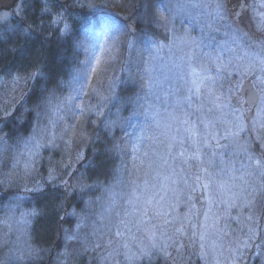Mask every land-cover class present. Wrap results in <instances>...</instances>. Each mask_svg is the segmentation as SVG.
<instances>
[{
	"label": "rangeland",
	"instance_id": "374dc122",
	"mask_svg": "<svg viewBox=\"0 0 264 264\" xmlns=\"http://www.w3.org/2000/svg\"><path fill=\"white\" fill-rule=\"evenodd\" d=\"M64 1L55 0L52 3V0H0V56L3 60L7 59L0 62V138L6 141V144L0 143V189L16 191L15 196L0 203V264H40L45 258V251H48L46 256L50 257V264H78L86 257L93 264H153L154 260L167 255L171 247L166 250L161 247L152 249L147 236L142 231H137L134 226L138 215L127 214L132 212L128 200L134 199L133 189L139 194L140 188L137 185L143 187L145 179L150 180L154 175L148 167L149 161L144 156L143 149L135 153L136 159H133L131 146L139 143L142 134L148 135L152 132L159 135L160 129L154 126L148 129L145 127L146 123L152 124V117L158 109L159 115L155 119L163 124L167 120V111H171L169 105L180 97L181 91L186 92L187 86L184 82L176 79L175 65L181 63L180 58L185 56L188 48L177 37L188 33L200 39L203 33H207L209 37H215L214 43L223 44L229 39L225 34L227 30L217 25L218 31H209L207 20L210 18L201 9L180 11L172 7V12L169 13L166 6H175L184 0H163L157 6V15L161 22L162 14L164 17H171L166 26L170 36L166 44L155 43L163 45L162 50L156 51L153 42L132 36L128 25L107 15H103L102 27L93 31L90 23L77 20V16L63 6ZM46 3L51 12L43 11ZM73 3L96 11L103 0H74ZM230 3V7L234 6L241 13L242 29L253 37L260 38L262 34L257 31V25L260 13H264V8L259 6L261 0H230ZM242 5L246 7H241ZM54 12L64 14L65 19L59 25L51 23ZM192 17H199V20ZM232 19L235 20L236 17L233 16ZM64 23L70 26L67 35L75 26L81 29L82 49L87 55L89 52L86 49L90 45L108 43L105 41V33L111 24L118 25L121 31L116 47L101 53L100 73L92 74L84 93L71 101V105L76 107L72 108L66 102V98L72 94V77L62 84L58 94L51 98V103L44 105L45 110L39 112V117L36 115L26 136L8 132L3 122L13 115L34 85L45 78V67L38 43L42 42V37L50 38L55 33L60 34ZM67 35L60 34L61 37ZM32 45L35 48L33 57L29 55ZM204 51L215 54L214 49ZM149 64L153 87L152 94L145 98L147 88L141 77L147 76L144 69ZM37 68L41 75L34 79H22L18 84L12 83V77L17 73L27 77ZM248 81L251 82V78L245 83ZM150 104L153 107H149ZM233 104L239 106L236 98L233 99ZM248 107L244 104L245 109ZM79 108L85 109L83 115L79 113ZM244 116L246 129H250L252 118L256 116L255 107L251 111H245ZM38 121L42 131L37 134ZM88 132H94L96 139L100 135L114 136L116 144L126 149L123 153H116L118 165L104 186H94L95 181H89L86 176L90 169L89 163L86 164L85 161V147L91 138ZM34 134L43 146L32 155L28 149L33 145L28 144L26 147V142ZM239 142L248 143L251 152L264 158V146L256 141L255 133L246 130L241 133ZM145 143L151 144L152 141ZM233 159L236 167H240L242 154ZM25 164H28L27 170ZM50 174L55 177L54 181H50ZM37 186L40 191H25V188ZM62 187L68 189V193L76 191L81 196L88 192L91 198L82 209L74 205L68 208L67 217L74 221L75 226L72 229L63 228V246L57 252L51 253L50 242L47 240L42 244L44 248L36 243L33 229L40 217V208L45 207V204L51 206L63 201L60 194ZM195 192L200 196L199 216V202L192 197ZM30 194L41 197L37 200ZM166 201L168 204H175L174 210L165 205L170 213L169 218L189 216L191 226L184 236L196 243L199 251L190 264H215L213 255L218 257L220 264H232L234 259L235 264H264V210L257 208L250 220L249 211L242 205L232 207L219 200L209 205L202 189L191 191L183 185L178 187L175 194L168 192ZM33 210L37 212L36 216L29 217L27 224L20 222L22 213ZM205 213L208 214L207 219ZM218 229H223L228 235L223 236ZM117 231L122 235L117 237ZM202 232L206 233V246L216 241L217 245L223 244L224 249L238 248L239 251L235 253L238 258H234L232 251H223L217 247L216 253H210L205 259L200 248L199 237ZM125 243L127 248L123 247ZM97 244L100 245L99 248L96 247ZM142 248L146 250V254H141ZM65 253L68 255H64ZM132 253H135L134 257L131 256Z\"/></svg>",
	"mask_w": 264,
	"mask_h": 264
},
{
	"label": "snow or ice",
	"instance_id": "6c2138e0",
	"mask_svg": "<svg viewBox=\"0 0 264 264\" xmlns=\"http://www.w3.org/2000/svg\"><path fill=\"white\" fill-rule=\"evenodd\" d=\"M52 3H55V0H52ZM229 4L230 0H184L178 5L166 6L169 13L172 12V7L180 11L203 10L210 18L207 20L209 31H218L216 26L220 25L227 30L225 34L229 39L219 44L214 43L215 37H209L207 33H203L200 39L188 33L177 37L188 48L185 56L180 58L181 63L175 65L176 79L184 82L187 86L186 92L181 91L180 97L174 99L169 105L171 111L166 110L167 120L163 124L155 119V116L159 115L158 109L152 117V124L146 123L145 127L148 129L153 126L160 129L159 135L152 132L148 135L142 134L139 143L131 146L134 153L133 159H136L135 153L143 149V154L149 161L148 167L152 169L154 175L150 180L145 179L143 187L137 185V188H140L139 194L136 193V189H133L134 199L128 200L132 212L127 214L138 215L139 218L134 226L137 231H142L147 236L152 249L161 247L166 250L168 247L179 245L177 247L179 251L184 247L181 238L191 226L189 216L169 218L170 213L165 207L166 205L168 208L175 209V204L167 203L166 196L168 192L175 194L180 185L191 191L202 189L209 205L218 200L227 202L232 207L242 205L249 211L250 220L257 208L264 210V158L257 157L251 152L248 143L239 142L241 133L248 130L255 133L256 141L264 146V13H260L257 25V31L262 36L255 38L242 29L241 13ZM259 6L264 8V0H261ZM43 11L51 12L52 10L46 3ZM188 14L191 16L190 12ZM233 16L236 17L235 20L232 19ZM64 19L63 12H54L51 23L59 25ZM162 19L166 26L171 17H164L162 14ZM192 19L199 20V17H192ZM69 31L70 26L64 23L60 34L64 36ZM120 31L118 25L111 24L108 32L105 33V41L108 43L98 42L86 49L89 54L83 61H79L71 83L72 94L66 98L70 107H76L71 105V101L84 93L86 84L92 79V74L100 73L101 53L116 47ZM154 48L160 51L163 45L154 43ZM204 49H214L215 54ZM151 55L150 51L149 56ZM144 71L147 76H142L141 79L147 88L145 92V98H147L152 94L153 87L151 65L149 64ZM41 74L39 68L27 77L17 73L12 77V83L18 84L22 79H34ZM249 78H251L252 94L249 99H240L247 91L245 81ZM234 98L238 100L239 106L233 104ZM41 103L50 104L51 97L42 99ZM244 104H249V107L245 109ZM253 106L256 109V116L252 118L251 128L246 129L244 112L251 111ZM149 107L153 105L150 104ZM39 108L40 104H37L38 117ZM84 112V108H79L81 115ZM145 115L148 119L147 109H145ZM40 131L42 130L39 128L38 121L37 134ZM149 140L152 141L151 144L145 143ZM0 143L6 144V141L0 138ZM28 144L33 145L28 149L32 155H35L36 150L43 146L36 134L26 142V147ZM113 150L117 153L126 151L120 144L114 145ZM241 154L243 159L240 167L237 168L233 158ZM27 168L28 164H25V169ZM189 169L193 171L190 172ZM49 179L54 181L55 177L50 174ZM40 190L39 186L25 188V191ZM36 215L35 210L22 213L20 222L27 224L28 218ZM207 217L208 214L205 213V218ZM121 223L125 221L121 220ZM125 226H127L126 223ZM217 231L222 232L225 237L228 235L223 229ZM121 235L122 233L117 231L116 236ZM72 238L69 237V239ZM199 239L201 255L205 259L210 253L215 254L217 247L223 251H232L234 258H238L235 257V253L239 251L238 248L224 249L223 244L217 245L216 241L206 246L204 232L200 234ZM96 247L99 248L100 245L97 244ZM123 247L127 248L128 245L125 243ZM141 254H146V250L142 248ZM131 256L134 257L135 253ZM213 258L215 264H220L217 256L213 255ZM232 264H235V259Z\"/></svg>",
	"mask_w": 264,
	"mask_h": 264
},
{
	"label": "trees",
	"instance_id": "16d2710c",
	"mask_svg": "<svg viewBox=\"0 0 264 264\" xmlns=\"http://www.w3.org/2000/svg\"><path fill=\"white\" fill-rule=\"evenodd\" d=\"M17 1L15 0V2ZM73 1L65 0L63 6L77 16V20L82 19L87 24L90 23L93 31L102 27L103 15H107L112 17L113 20L128 25L132 36L139 40L166 44L169 39L170 31L157 15V6L163 0H103L101 7L96 11L84 6H78ZM81 36V29L75 26L71 33L65 37H61L59 33H55L50 38L42 37V42L38 44L41 47L45 78L34 85V88L25 95L26 97L22 104L17 106L13 115L3 122L8 132L17 133L22 137L26 136L34 124V118L38 111L37 104H40L39 112L45 110L44 105L47 103H41V100L55 97L61 90L62 84L74 76L79 61H83L87 55L82 49ZM34 53L35 48L32 45L29 55L33 57ZM6 60V58L3 60L0 56V62H5ZM126 94L127 91L124 96ZM88 134L91 138L89 144L85 147V161L86 164L89 163L90 169L86 176L89 181L93 183L95 181L94 186L95 184L104 186L109 181L108 179L112 177L118 165V154L113 150L117 141L114 136L100 135L97 137L99 140H97L94 137V132H88ZM116 137L118 140L117 135ZM15 192L14 189L7 191L0 189V203L7 202L12 196H15ZM60 194L63 196L62 202L51 206L50 204H45V207L40 208L41 214L39 219H37L38 221H36L35 229H33L36 243L43 247V242L47 240V242H50V249L47 246V250L49 249L51 253L57 252L63 246L61 240L63 228L72 229L75 226L74 221L67 217L68 208L74 205L82 209V206L86 205L87 200L91 198L88 192L81 196L76 191L68 193V189L65 187L61 188ZM30 196L35 197L37 200L41 197L38 194H30ZM192 197H194L196 202H199L197 207L199 216L201 215V204L198 198L200 196L195 192L192 193ZM197 226L198 224L196 229ZM181 242L184 247L180 248L179 251H177L179 245L172 246L167 255L164 254V257L154 260L153 264L193 263L195 255L199 252L197 244L190 241L186 236L181 238ZM47 252L45 251V258L40 264H50L51 259L46 256ZM86 258H83L78 264H93Z\"/></svg>",
	"mask_w": 264,
	"mask_h": 264
},
{
	"label": "water",
	"instance_id": "95a60500",
	"mask_svg": "<svg viewBox=\"0 0 264 264\" xmlns=\"http://www.w3.org/2000/svg\"><path fill=\"white\" fill-rule=\"evenodd\" d=\"M245 88L247 89V91L243 94L242 98L249 99V96L252 94L250 82L245 83ZM249 103H251V101ZM247 106H249V104H247Z\"/></svg>",
	"mask_w": 264,
	"mask_h": 264
},
{
	"label": "flooded vegetation",
	"instance_id": "af4514ba",
	"mask_svg": "<svg viewBox=\"0 0 264 264\" xmlns=\"http://www.w3.org/2000/svg\"><path fill=\"white\" fill-rule=\"evenodd\" d=\"M230 6H231V3H230ZM232 7H234V6H232Z\"/></svg>",
	"mask_w": 264,
	"mask_h": 264
}]
</instances>
